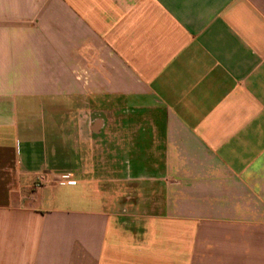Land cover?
I'll return each instance as SVG.
<instances>
[{
    "label": "crops",
    "instance_id": "obj_1",
    "mask_svg": "<svg viewBox=\"0 0 264 264\" xmlns=\"http://www.w3.org/2000/svg\"><path fill=\"white\" fill-rule=\"evenodd\" d=\"M0 264H264V0H0Z\"/></svg>",
    "mask_w": 264,
    "mask_h": 264
}]
</instances>
